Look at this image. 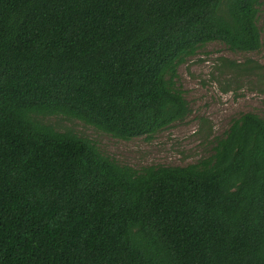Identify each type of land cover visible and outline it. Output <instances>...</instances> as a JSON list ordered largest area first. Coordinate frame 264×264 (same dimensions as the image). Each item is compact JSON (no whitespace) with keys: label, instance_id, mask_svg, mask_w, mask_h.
Here are the masks:
<instances>
[{"label":"trees","instance_id":"1","mask_svg":"<svg viewBox=\"0 0 264 264\" xmlns=\"http://www.w3.org/2000/svg\"><path fill=\"white\" fill-rule=\"evenodd\" d=\"M263 0H0V264H264V117L211 155L135 168L118 139L185 120L178 67L262 47Z\"/></svg>","mask_w":264,"mask_h":264},{"label":"rangeland","instance_id":"2","mask_svg":"<svg viewBox=\"0 0 264 264\" xmlns=\"http://www.w3.org/2000/svg\"><path fill=\"white\" fill-rule=\"evenodd\" d=\"M258 25L262 47L234 51L221 41L201 47L178 67V86L191 112L153 134L118 139L78 119L51 116L60 127H73L92 138L103 152L135 168L148 165H186L211 155L216 138L223 136L233 118L246 111L264 117V0Z\"/></svg>","mask_w":264,"mask_h":264}]
</instances>
